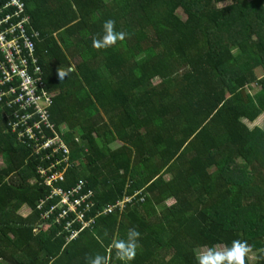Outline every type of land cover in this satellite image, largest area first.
I'll list each match as a JSON object with an SVG mask.
<instances>
[{"label":"trees","instance_id":"16d2710c","mask_svg":"<svg viewBox=\"0 0 264 264\" xmlns=\"http://www.w3.org/2000/svg\"><path fill=\"white\" fill-rule=\"evenodd\" d=\"M20 1L74 166L48 184L0 108V264H120L112 243L131 228V264H197L233 241L260 244L244 264H264V128L243 121L264 116V0ZM108 19L125 37L94 48ZM79 181L94 197L71 210Z\"/></svg>","mask_w":264,"mask_h":264},{"label":"built area","instance_id":"2783aa9c","mask_svg":"<svg viewBox=\"0 0 264 264\" xmlns=\"http://www.w3.org/2000/svg\"><path fill=\"white\" fill-rule=\"evenodd\" d=\"M7 6L16 9L11 14L0 16V108L7 106L10 110L9 125L11 132L17 135L18 143L32 149L34 154L43 157L50 164L41 173L49 179L48 184H52L63 180V172L56 171L63 163H66L63 169L74 166V163L69 162L71 152L63 138V133L68 131L65 126L57 128L51 119L56 93L48 90L45 73L36 53L34 40L40 35L34 30H28V18H21L24 13L22 1L11 0ZM12 18H20L21 21L16 19L14 22ZM60 154L62 159L57 157ZM85 187L84 181H79L72 187L73 193L80 197L75 204H68L60 189L55 193L64 196L63 202L71 210H76L80 201L85 202L94 197V193L86 191ZM123 204L124 202L111 204L102 213L111 214L117 206L122 210ZM84 224L88 226L87 223Z\"/></svg>","mask_w":264,"mask_h":264},{"label":"clouds","instance_id":"9594fccd","mask_svg":"<svg viewBox=\"0 0 264 264\" xmlns=\"http://www.w3.org/2000/svg\"><path fill=\"white\" fill-rule=\"evenodd\" d=\"M114 24L115 21L111 19L104 21L102 25L103 35L100 39H94L92 42L94 48L105 49L114 45L117 40L124 39L125 33L114 31ZM70 71L71 68L64 70L59 67L56 70V76L58 80L60 81L65 79ZM252 85L254 84L248 85L247 89L252 91L255 87V85L254 87H252ZM109 206H111V204L107 205V207ZM105 208L106 207L103 209ZM140 235L141 234L138 230L131 228L127 231L126 237L124 239L113 241L112 247L115 249V256L119 260L120 264H131V261L136 256ZM249 252L250 248L246 242L233 241L231 246L227 247L222 252L217 251L214 247L209 248L206 252L200 254L197 257V264H244V258ZM88 264H106V259L105 257L97 254L88 260Z\"/></svg>","mask_w":264,"mask_h":264},{"label":"rangeland","instance_id":"374dc122","mask_svg":"<svg viewBox=\"0 0 264 264\" xmlns=\"http://www.w3.org/2000/svg\"><path fill=\"white\" fill-rule=\"evenodd\" d=\"M263 37L264 36H256L255 34L253 35V39L256 42L261 41L263 39ZM77 61H79V60H77V59L72 60V65L74 67H75ZM258 74L260 76L263 75V71H262L261 68L258 69ZM252 91H255V89H253ZM252 109H254V105H252V107H250V109H248L247 111L250 112ZM243 121H245L251 128L255 127V126H252V124L250 122H248L247 119H244ZM256 122H257L258 125H260L261 128H264V116L263 117H260ZM121 145H122V143L117 141V142H114L113 144H111V148H112V150H115V149H117ZM3 166H4V162H3V159L0 157V169ZM167 178L169 179V177H167ZM172 203H173V200H169V201H167V202L164 203V206H169ZM261 248L262 247L260 246V244L254 245L252 248H250L249 259H250V262L251 263H254L255 262V259H256V255L258 253V250H260ZM217 251H221L222 252V251H224V249L223 248H218ZM204 252H206V250H203L201 252V254L204 253Z\"/></svg>","mask_w":264,"mask_h":264},{"label":"crops","instance_id":"0c3cea01","mask_svg":"<svg viewBox=\"0 0 264 264\" xmlns=\"http://www.w3.org/2000/svg\"><path fill=\"white\" fill-rule=\"evenodd\" d=\"M252 87H254V85H252ZM261 117H263V116H261ZM251 124H252V126H256L255 124H257V122H254V123H251Z\"/></svg>","mask_w":264,"mask_h":264}]
</instances>
